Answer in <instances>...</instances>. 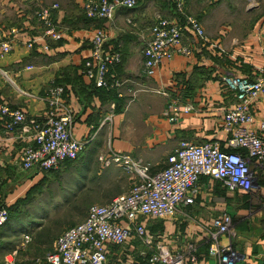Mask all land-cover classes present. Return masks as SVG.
Instances as JSON below:
<instances>
[{"label":"crops","instance_id":"crops-1","mask_svg":"<svg viewBox=\"0 0 264 264\" xmlns=\"http://www.w3.org/2000/svg\"><path fill=\"white\" fill-rule=\"evenodd\" d=\"M21 3L15 20H0L5 22L0 27L17 30L11 51L0 57V69L5 71L0 70V100L21 108L27 118H41L47 108V90L52 82H58L65 88L61 105L73 115L72 137L88 143L104 129L97 154L103 153L104 148L108 150L106 153H127L148 164L152 172L165 165L168 154L181 140L200 143L216 139L226 147L221 122L225 109L234 104L235 94L224 86L220 75L254 78L264 68V0H186L187 11L199 20L206 39L186 27L183 40L190 54L164 60L152 76L143 72L142 50L156 16H175L170 0H138L134 7L116 8L109 19L93 20L83 14L82 0H55L57 8L52 9L51 18L61 32L59 40L45 34V25L36 18L35 11L26 10L24 3L28 2ZM95 28H104L106 46L121 54L113 69L116 77L123 80L124 100L118 107L81 73ZM32 37L36 41L27 48L24 41ZM43 45L48 49H43ZM148 87L154 90H139ZM170 99L189 103L192 109L171 122L164 116ZM250 111L257 119H263L264 102H252ZM123 122L127 123L121 131ZM32 140L30 131L21 127L6 130L0 118V204L10 207L17 204L19 209L21 200L33 197L49 179L47 171L26 170L19 165L20 150ZM249 162L255 174V185L250 190H229L220 179L200 176L193 203L180 205L171 217L140 218L151 244H144L134 236L122 245L108 244L109 262L150 264L141 251L148 253L153 243L164 242L171 249H178L193 241L197 259L187 264H219L218 256L208 251V232L214 229V218L228 212L232 217L231 232L220 233L219 240L237 249L239 257L235 264H264V160ZM113 166L108 170H114ZM123 169L130 175L122 176V188L113 192L115 195L123 193L131 185L129 180H134V174ZM102 173V168L97 171L98 175ZM113 175L121 178L119 174ZM66 203L59 202L61 210L68 207ZM58 215L49 212L48 217L44 216L37 232ZM73 217L75 220L57 232L62 233L81 221L79 214ZM53 249L54 244L40 253L43 255L27 252L15 258L17 264H49L45 255Z\"/></svg>","mask_w":264,"mask_h":264},{"label":"built area","instance_id":"built-area-1","mask_svg":"<svg viewBox=\"0 0 264 264\" xmlns=\"http://www.w3.org/2000/svg\"><path fill=\"white\" fill-rule=\"evenodd\" d=\"M30 2L31 0H19ZM175 16L157 15L149 28L143 53V72L152 76L156 67L174 55L190 54L184 43V29L188 27L199 38L206 39L199 20L187 11L185 0H170ZM138 0H82V10L89 18L109 19L118 7L131 8ZM50 6L35 9V16L45 25V34L53 40L61 39L51 18ZM14 27H0V57L8 54L15 40ZM104 28H95L90 36L89 53L82 61L81 73L99 87L115 89L122 95L123 80L116 77L113 69L121 60L116 49L105 44ZM36 39L24 41L31 48ZM43 49H48L43 45ZM1 70V69H0ZM5 73L4 70H1ZM221 82L235 94V102L225 109L221 129L226 133L225 146L213 139L200 143L181 140L168 154L165 165L152 172L148 164L132 158L127 153L109 152L100 154L104 165L124 166L134 174L130 188L114 196L104 204L89 205L83 220L66 228L55 240L54 249L47 252L49 264H116L108 260V244L122 245L131 237L144 244H151L141 217L164 218L176 214L182 204L194 202L198 192V180L202 175L222 180L229 190H250L255 185V174L249 160H264V118L257 119L250 111L252 102H264V68L254 78L223 73ZM64 86L52 82L45 96L47 108L41 118H27L25 112L0 100V118L6 130L17 127L30 131L32 142L19 152L18 161L22 169L50 171L59 167L66 159H75L84 149L87 140L74 138L70 127L72 113L61 105ZM192 109L191 104H180L176 99L166 103L164 116L171 122L183 112ZM8 218V210L0 206V225ZM232 217L228 212L214 218V229L209 230L208 251L217 255L219 264H235L239 252L230 243L222 244L219 235L231 231ZM31 239L28 233L23 240ZM153 248L142 254L150 264H187L195 261L196 245L185 242L178 249H171L164 242L153 243ZM6 264H15L14 260Z\"/></svg>","mask_w":264,"mask_h":264},{"label":"rangeland","instance_id":"rangeland-1","mask_svg":"<svg viewBox=\"0 0 264 264\" xmlns=\"http://www.w3.org/2000/svg\"><path fill=\"white\" fill-rule=\"evenodd\" d=\"M53 2L55 0H31L24 3V5H26L28 12L33 13L39 5L45 6ZM21 4L19 0H0V20H15L18 6H22ZM191 5L194 6V2H191ZM0 24H5V22ZM139 90L154 89L148 87ZM126 123L121 124V131L125 129ZM127 129H129V125H127ZM103 132L104 129H101L93 141L86 142L84 149L77 158L62 162L59 169L54 170L52 173L47 171L49 179L46 183L38 188L33 197L21 200L23 204H20V211H12L8 226H0V234H3L0 240L6 242L4 244L6 249L0 252V264H6L10 260H14L17 264L15 257L18 258L20 253L25 255L27 252H33L35 255H43L40 253L50 249L56 238L61 234L57 230L61 229L64 224L75 220L73 216L79 214L80 220H83L89 205L107 203L114 197L115 193L113 192L121 190V182H124L122 176L129 173L123 169L124 167L113 166V164L104 167L98 159L99 154L97 153L99 150L97 151L96 148L102 145ZM106 140L107 147H109L110 137L107 136ZM102 151L101 154H106L108 150L104 148ZM112 166L114 170L109 171L108 168ZM101 168L103 173L98 175L97 171ZM113 174H119L121 178ZM131 181L134 180L130 179V184H132ZM59 202H67L68 207L61 210ZM49 212H53L54 215L58 212L59 217L55 216V220L50 219V222L37 232L38 223L44 220V216L48 217ZM25 233H28L31 237L28 242L23 240ZM47 238L52 239L51 242H48Z\"/></svg>","mask_w":264,"mask_h":264},{"label":"trees","instance_id":"trees-1","mask_svg":"<svg viewBox=\"0 0 264 264\" xmlns=\"http://www.w3.org/2000/svg\"><path fill=\"white\" fill-rule=\"evenodd\" d=\"M84 14V13H83ZM85 15V14H84ZM86 18H88V19H98V18H89V17H87V16H85ZM100 19V18H99ZM55 82V81H54ZM55 83H58V82H55ZM96 87V89H98L99 91H101V92H103V93H105L106 95H107V97L108 98H110V99H112L113 101H115L116 102V107H118L119 106V104L121 103V105H123L122 104V102H123V100H124V96L123 95H118V93H117V91L115 90V89H107V88H105V87H99V86H95ZM65 89V88H64ZM65 91V90H64ZM69 159H66V160H64L63 162H66V161H68ZM62 163V162H61ZM1 205H3V206H5L6 208H7V210H8V218H7V220L2 224V227H4V225H7L8 224V221H9V218H10V216H11V214H12V211L13 210H17L18 212L20 211V209H17V204L14 206V207H10V206H7L6 204H0V206ZM20 219V218H19ZM1 226V225H0ZM8 226V225H7ZM3 234H0V237L2 236ZM42 240V239H41ZM48 242H51V240L52 239H50V238H47L46 239ZM6 242H3V240H0V252L2 251H4L6 248L4 247Z\"/></svg>","mask_w":264,"mask_h":264}]
</instances>
